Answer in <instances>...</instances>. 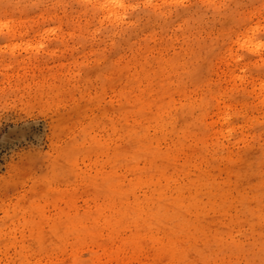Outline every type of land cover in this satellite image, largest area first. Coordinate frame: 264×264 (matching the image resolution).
Instances as JSON below:
<instances>
[{"label":"rangeland","instance_id":"374dc122","mask_svg":"<svg viewBox=\"0 0 264 264\" xmlns=\"http://www.w3.org/2000/svg\"><path fill=\"white\" fill-rule=\"evenodd\" d=\"M0 264H264V0H0Z\"/></svg>","mask_w":264,"mask_h":264},{"label":"bare ground","instance_id":"6f19581e","mask_svg":"<svg viewBox=\"0 0 264 264\" xmlns=\"http://www.w3.org/2000/svg\"><path fill=\"white\" fill-rule=\"evenodd\" d=\"M104 5H105V6H108L107 3H104ZM101 210H102V211H104V210H109V211H111V210H113V209H111V208H103V209H100L99 211H101ZM102 211H101V212H102ZM117 212H119V211H117ZM40 216H41V215H40ZM106 222H108V221L106 220ZM108 223H109V222H108ZM109 224H110V223H109ZM34 225H35V224H31V225H30V230H32V229H33V230H36V234H38V230L40 229V226H41V225H40V224L35 225V226H34ZM77 227L85 228V227L82 226V224H80V223L77 225ZM111 228H112V225H111ZM86 238H88V236H86V237H79L78 240H79V239H83V240H84V239H86ZM81 242H82V241H81ZM101 249H102L103 252L105 253V256H108L110 253H112L111 250L108 251L104 246H101Z\"/></svg>","mask_w":264,"mask_h":264}]
</instances>
